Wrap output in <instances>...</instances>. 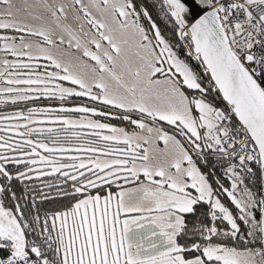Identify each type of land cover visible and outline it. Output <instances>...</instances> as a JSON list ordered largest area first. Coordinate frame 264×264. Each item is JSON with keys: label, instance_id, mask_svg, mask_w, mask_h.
Segmentation results:
<instances>
[{"label": "snow or ice", "instance_id": "6c2138e0", "mask_svg": "<svg viewBox=\"0 0 264 264\" xmlns=\"http://www.w3.org/2000/svg\"><path fill=\"white\" fill-rule=\"evenodd\" d=\"M0 105V264H264V0H0Z\"/></svg>", "mask_w": 264, "mask_h": 264}, {"label": "trees", "instance_id": "16d2710c", "mask_svg": "<svg viewBox=\"0 0 264 264\" xmlns=\"http://www.w3.org/2000/svg\"><path fill=\"white\" fill-rule=\"evenodd\" d=\"M13 110H15L14 106L0 105V111L7 112V111H13Z\"/></svg>", "mask_w": 264, "mask_h": 264}]
</instances>
